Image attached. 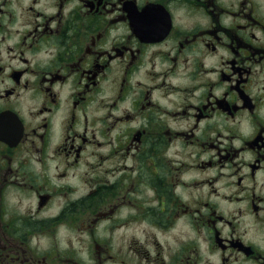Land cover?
<instances>
[{
  "label": "flooded vegetation",
  "instance_id": "1",
  "mask_svg": "<svg viewBox=\"0 0 264 264\" xmlns=\"http://www.w3.org/2000/svg\"><path fill=\"white\" fill-rule=\"evenodd\" d=\"M0 264H264V0H0Z\"/></svg>",
  "mask_w": 264,
  "mask_h": 264
},
{
  "label": "rangeland",
  "instance_id": "2",
  "mask_svg": "<svg viewBox=\"0 0 264 264\" xmlns=\"http://www.w3.org/2000/svg\"><path fill=\"white\" fill-rule=\"evenodd\" d=\"M99 230H103V228H102V227H99ZM57 233H58V232L53 233V234H54V236H53V240H54V242H52L51 240H50V242H49V240H48V246H47V247H48V250H49V251L51 250V247L53 248V246H54L56 243H59V244H60V241H61L60 233L56 236ZM136 233H138V229H137V227L132 226V227L130 228L129 232H128L129 236H132L133 234H136ZM104 234H105L104 231H101V232H100V236H101V237H103ZM92 250L95 251V247L92 248ZM80 255H82L83 257H87L89 254H87V253L84 252L83 254L80 253Z\"/></svg>",
  "mask_w": 264,
  "mask_h": 264
}]
</instances>
